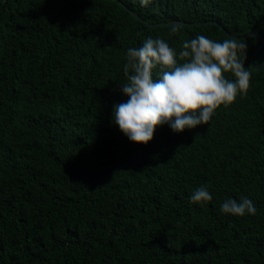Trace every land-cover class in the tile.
Returning <instances> with one entry per match:
<instances>
[{"label": "trees", "instance_id": "1", "mask_svg": "<svg viewBox=\"0 0 264 264\" xmlns=\"http://www.w3.org/2000/svg\"><path fill=\"white\" fill-rule=\"evenodd\" d=\"M199 35L246 41V93L131 142L113 122L127 50L161 38L183 63ZM262 40L264 0H0V264H264Z\"/></svg>", "mask_w": 264, "mask_h": 264}, {"label": "clouds", "instance_id": "2", "mask_svg": "<svg viewBox=\"0 0 264 264\" xmlns=\"http://www.w3.org/2000/svg\"><path fill=\"white\" fill-rule=\"evenodd\" d=\"M140 2L147 6L150 0ZM246 50L243 39L230 37L217 42L199 35L183 43L179 60L184 62L178 63L177 52L165 40L147 38L141 47L127 50V83L120 85L128 99L113 106V122L131 142L145 145L158 126L167 124L174 133H182L207 125L221 105L227 106L238 94L246 93L251 76L244 66ZM158 66L160 72L154 81L153 69ZM226 73L235 79H227ZM211 200L204 186L190 196L194 204ZM221 211L243 216L246 212L255 215L257 210L248 198L239 202L229 198Z\"/></svg>", "mask_w": 264, "mask_h": 264}, {"label": "water", "instance_id": "3", "mask_svg": "<svg viewBox=\"0 0 264 264\" xmlns=\"http://www.w3.org/2000/svg\"><path fill=\"white\" fill-rule=\"evenodd\" d=\"M197 25H202V24H197ZM151 28H158V26H157V25H154V26H151ZM257 36H261V34H259V33L249 34V35L245 36L243 39L247 40V39H249V38L257 37ZM232 38H233V37H232ZM241 39H242V38H241ZM263 45H264V40H262V44H261V46L258 48V50L256 51V54L253 56V58H251V64H252V65H253L254 57L257 56V55L259 54V52L261 51ZM259 69L264 70V67H263V68L259 67Z\"/></svg>", "mask_w": 264, "mask_h": 264}, {"label": "bare ground", "instance_id": "4", "mask_svg": "<svg viewBox=\"0 0 264 264\" xmlns=\"http://www.w3.org/2000/svg\"><path fill=\"white\" fill-rule=\"evenodd\" d=\"M55 155V154H54ZM53 157V156H52ZM193 164V163H192ZM187 171V170H186ZM185 177V176H184ZM218 177V176H217ZM156 178V177H155ZM182 180V179H181ZM57 189V188H56ZM170 194H172V193H170ZM116 195V194H115ZM196 205V204H195Z\"/></svg>", "mask_w": 264, "mask_h": 264}]
</instances>
